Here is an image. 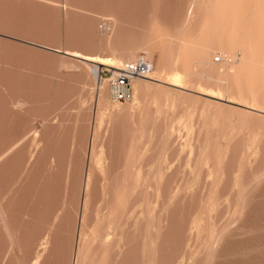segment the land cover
I'll return each instance as SVG.
<instances>
[{"label": "rangeland", "instance_id": "rangeland-1", "mask_svg": "<svg viewBox=\"0 0 264 264\" xmlns=\"http://www.w3.org/2000/svg\"><path fill=\"white\" fill-rule=\"evenodd\" d=\"M0 264H264V0H0Z\"/></svg>", "mask_w": 264, "mask_h": 264}, {"label": "built area", "instance_id": "built-area-1", "mask_svg": "<svg viewBox=\"0 0 264 264\" xmlns=\"http://www.w3.org/2000/svg\"><path fill=\"white\" fill-rule=\"evenodd\" d=\"M214 60L218 61L219 57H215ZM151 71V62L139 55L135 60L125 62L120 67L102 69L97 79L99 82L106 81L109 94L115 102L125 103L132 98V81L148 76Z\"/></svg>", "mask_w": 264, "mask_h": 264}, {"label": "bare ground", "instance_id": "bare-ground-1", "mask_svg": "<svg viewBox=\"0 0 264 264\" xmlns=\"http://www.w3.org/2000/svg\"><path fill=\"white\" fill-rule=\"evenodd\" d=\"M224 23V22H223ZM233 29V28H232ZM223 31V30H222ZM232 39V38H231ZM222 41V40H221ZM230 47L232 46L231 45V43L229 42V44H228ZM239 46V45H238ZM231 49V48H230ZM207 50V49H206ZM241 51H242V53H244L245 51H244V48H242L241 47ZM240 51V52H241ZM64 54H68V55H70V56H74V57H78V58H80L81 60H83V61H85V62H90V63H92L93 65H92V71H93V73L95 74L96 73V76H97V78H98V73L102 70V69H104L105 67H101L100 68V66H108V68L109 69H113V68H117V67H120V66H122L124 63H125V60L124 59H122L121 57H116V56H99V55H88V54H81V53H79V52H76V51H67V50H63L62 51ZM206 53H207V51H205ZM131 53H133V52H131ZM206 53H203V54H206ZM127 54V53H126ZM114 55V54H113ZM133 55V54H132ZM132 55H131V59H133V57H132ZM203 56H201V58H202ZM137 58V57H136ZM135 58V59H136ZM206 58V56L203 58V59H205ZM134 59V60H135ZM201 60V59H200ZM206 60V59H205ZM205 60H201V61H205ZM133 61V60H132ZM200 61V62H201ZM126 62H128V61H126ZM244 62V61H243ZM152 64V63H151ZM202 64H204V63H202ZM243 64H245V62L243 63ZM189 68V67H188ZM163 69V68H162ZM99 70V71H98ZM152 70H153V66H152ZM164 70V69H163ZM199 70V69H198ZM98 71V72H97ZM201 71V70H200ZM152 72V71H151ZM150 72V73H151ZM150 73L148 74V76H146V77H141V78H136V79H134L133 81H132V87H133V83H134V90H135V93L136 92H138L139 90H142L143 89V86H144V84L146 83V82H149V81H151V80H155L151 75H150ZM161 73H163V72H161ZM237 74V73H236ZM150 75V76H149ZM210 75V74H209ZM208 75V76H209ZM212 75H214V74H212ZM211 75V76H212ZM216 75V74H215ZM162 76V75H161ZM190 76V75H189ZM204 76H205V74H204ZM206 76H207V74H206ZM205 76V77H206ZM210 76V78H212ZM197 77V76H196ZM209 78V77H208ZM179 79H180V74H176V75H173L172 76V78H171V81H170V84L171 85H175V82H179ZM215 80H220V76L219 75H216L215 76ZM214 80V81H215ZM99 81V80H98ZM100 82H106L105 80L104 81H100ZM106 84V83H105ZM169 84V83H168ZM180 84V83H179ZM178 84V85H179ZM107 86V85H106ZM181 87V86H180ZM236 91H237V89H236ZM201 92V91H200ZM204 93V92H203ZM211 93V92H210ZM206 94V93H205ZM215 95V94H214ZM213 96V95H212ZM211 96V97H212ZM97 97V96H96ZM98 100H97V103L101 106V107H103V109L104 108H106L107 106H106V102L104 103V98L101 96L100 97V95H98V98H97ZM136 99V98H135ZM114 101V100H113ZM115 102V101H114ZM116 103H118V102H116ZM104 106H106V107H104ZM101 109V108H100ZM91 149V148H90ZM88 176H89V173L87 174ZM87 178V177H86ZM88 180V179H87ZM90 180V179H89ZM86 182H88V181H86ZM86 185V184H85ZM88 185V184H87ZM88 188V187H87ZM86 200H87V198H85ZM87 207V206H86ZM80 223V222H79ZM79 226H80V224H79ZM110 227V226H109ZM79 232V231H78ZM83 233V232H82ZM82 237V236H81ZM81 237H79L80 239H81ZM84 237V236H83ZM102 237V236H101ZM88 240H90V239H88ZM97 240V239H96ZM84 242V241H83ZM79 243V242H78ZM77 243V244H78ZM109 243V242H108ZM76 244V245H77ZM78 246V245H77ZM76 246V247H77ZM78 250H80V249H78ZM78 250H76L75 252H77V253H79L78 252ZM75 255V254H74ZM77 255V254H76ZM75 257V256H74ZM81 257V256H80ZM76 259H77V256H76ZM75 259V260H76Z\"/></svg>", "mask_w": 264, "mask_h": 264}]
</instances>
